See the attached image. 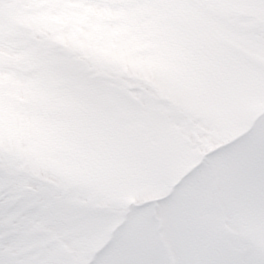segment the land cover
I'll return each instance as SVG.
<instances>
[{"label": "snow or ice", "instance_id": "obj_1", "mask_svg": "<svg viewBox=\"0 0 264 264\" xmlns=\"http://www.w3.org/2000/svg\"><path fill=\"white\" fill-rule=\"evenodd\" d=\"M0 264H264V0H0Z\"/></svg>", "mask_w": 264, "mask_h": 264}, {"label": "rangeland", "instance_id": "obj_2", "mask_svg": "<svg viewBox=\"0 0 264 264\" xmlns=\"http://www.w3.org/2000/svg\"><path fill=\"white\" fill-rule=\"evenodd\" d=\"M11 15L13 16V18H18V14L15 11H13Z\"/></svg>", "mask_w": 264, "mask_h": 264}]
</instances>
